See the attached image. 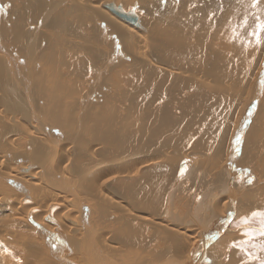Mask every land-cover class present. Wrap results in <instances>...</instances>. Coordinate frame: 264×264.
Here are the masks:
<instances>
[{
	"label": "bare ground",
	"instance_id": "1",
	"mask_svg": "<svg viewBox=\"0 0 264 264\" xmlns=\"http://www.w3.org/2000/svg\"><path fill=\"white\" fill-rule=\"evenodd\" d=\"M257 18L264 0H0V264H260Z\"/></svg>",
	"mask_w": 264,
	"mask_h": 264
},
{
	"label": "snow or ice",
	"instance_id": "2",
	"mask_svg": "<svg viewBox=\"0 0 264 264\" xmlns=\"http://www.w3.org/2000/svg\"><path fill=\"white\" fill-rule=\"evenodd\" d=\"M257 0H252V7H256ZM246 22V20H245ZM264 31V20H260L257 18V23H256V30L255 32L249 33V35H254L256 37V42L260 43V33ZM237 143H239V137H237ZM250 182V181H249ZM261 217V228L259 231L260 235H264V212H252L251 217ZM250 217H242L241 218V223L247 224L249 222ZM245 235H248L249 238H251V234L249 231L245 232ZM255 247V245H253ZM243 250V249H242ZM248 259L249 260H255L257 257L252 254V253H247ZM260 264H264V260H261Z\"/></svg>",
	"mask_w": 264,
	"mask_h": 264
},
{
	"label": "water",
	"instance_id": "3",
	"mask_svg": "<svg viewBox=\"0 0 264 264\" xmlns=\"http://www.w3.org/2000/svg\"><path fill=\"white\" fill-rule=\"evenodd\" d=\"M108 7L110 8V10H112L117 16L124 18L126 20L129 21H134L135 17L131 12H124L122 9H120L119 7H115L113 4H109ZM29 199L25 198V201H28Z\"/></svg>",
	"mask_w": 264,
	"mask_h": 264
}]
</instances>
